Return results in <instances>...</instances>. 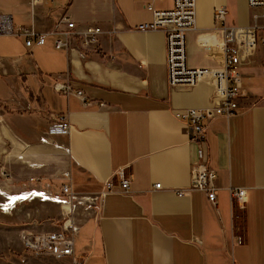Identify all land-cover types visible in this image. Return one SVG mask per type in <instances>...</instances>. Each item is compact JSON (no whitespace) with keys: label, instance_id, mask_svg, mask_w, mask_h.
<instances>
[{"label":"crops","instance_id":"1","mask_svg":"<svg viewBox=\"0 0 264 264\" xmlns=\"http://www.w3.org/2000/svg\"><path fill=\"white\" fill-rule=\"evenodd\" d=\"M11 1L0 0L8 4L0 15L11 16L14 29L22 33L14 37L24 39L31 51L27 66L23 65L24 56L14 59V67L25 79L19 97L14 94L8 101L0 100V140L16 147L32 143V136L43 142L50 140L49 144L38 143L42 146L30 145L36 146L34 153L39 160L53 152L39 164L38 173L60 167L70 174L76 201L74 206L71 200L63 204L66 216L76 204L97 205L94 214L75 224L76 237H84L85 241L75 243L73 256H37L20 241L32 257L24 262L75 264L80 259L84 264H264L262 44L258 42L249 53L241 55L239 108L231 116L212 120L205 142L198 144L192 138L190 124L175 113L197 105L202 86H170L165 32L139 29L140 24L153 19L147 7L150 0H58L44 4L18 0L24 3L22 6L15 0L11 5ZM196 1L197 26L201 29L264 23V9L252 10L248 0ZM171 7L173 0L155 1L157 9ZM222 7L225 20L217 21L216 10ZM65 19L74 21L82 31L88 24H99L106 33L97 44L85 43L80 34L68 29ZM57 31L63 32L67 49L53 46ZM26 32L48 34L46 44L27 46ZM36 53L42 56L39 61L33 58ZM197 54L204 59H195L198 67L221 64L207 56L206 49L191 47L190 66ZM0 69L4 82L7 70ZM37 72L67 73L74 85L85 88L88 104L75 97L70 99V135L47 134L48 120L36 113L37 106L32 102V96L41 88L32 83L30 87L24 85ZM16 117H26L31 131L25 128L23 135L12 124H6ZM199 147L204 149V158L199 156ZM198 163H205L217 173V205L200 191L183 195L176 192L193 186L192 167ZM127 166L125 175L131 182L124 192L115 174ZM75 176L85 188H75ZM11 178L8 172L9 184ZM32 180L41 182L32 178L21 185L26 187ZM109 180L115 185L113 191L107 190ZM158 183L163 187L157 189ZM60 187L53 198L52 189L35 186L18 202H32L42 194L44 198L39 200L52 197L60 203ZM237 189L246 190L244 207L232 200ZM8 203L5 215L12 214L7 211L17 201L12 203L8 198ZM83 221L85 228L80 225Z\"/></svg>","mask_w":264,"mask_h":264},{"label":"built area","instance_id":"2","mask_svg":"<svg viewBox=\"0 0 264 264\" xmlns=\"http://www.w3.org/2000/svg\"><path fill=\"white\" fill-rule=\"evenodd\" d=\"M38 4L46 2L55 3L58 0H33ZM155 1L150 0L147 7L153 13L151 22L139 25L142 31H155L161 28L166 34L168 81L170 86H202L200 102L184 110L177 111L176 116L191 127L192 138L198 144L206 140L208 124L218 116H231L239 108L242 96V74L240 71L241 55L247 54L260 42L264 48V23L255 22L246 27L220 26L201 29L197 26L196 0H173V7L169 9L155 8ZM164 1V0H160ZM252 10L264 9V0H248ZM225 8L216 10V20H225ZM258 19L259 16L255 15ZM67 27L72 30L70 20L65 19ZM99 29L89 25L79 32L85 43H95ZM62 31H57V39L54 47L61 49ZM13 34L21 36L22 33L14 29L11 16L0 15V36ZM68 32H65L66 36ZM48 34L38 35L35 32H26L27 46L34 44L42 46L46 44ZM204 48L206 55L221 62L212 67H192L189 64L190 48ZM42 84H50V89L41 88V92L32 96V102L36 104V113L48 120L47 134L50 137L66 134L71 124L66 114L67 108L64 101V89L74 93L71 86V78L67 73L41 74ZM199 156L204 158V149L198 148ZM127 167H122L116 172L115 177L120 182L121 189L127 192L131 179L126 177ZM217 173L205 163H198L192 167L193 186L176 190L179 195L196 190L204 193L208 200L217 205V188L215 179ZM107 190H114V183L109 180ZM162 188V184L155 185ZM233 202L244 207L243 199L246 196L245 189H237L232 193ZM73 197L72 183H64L57 196V201L66 204ZM76 227L73 216L68 214L63 227L54 231H29L21 236L24 247L37 256H48L55 259H63L73 256L75 252ZM75 264H84L82 260H76Z\"/></svg>","mask_w":264,"mask_h":264},{"label":"rangeland","instance_id":"3","mask_svg":"<svg viewBox=\"0 0 264 264\" xmlns=\"http://www.w3.org/2000/svg\"><path fill=\"white\" fill-rule=\"evenodd\" d=\"M13 3L14 0L11 1V5ZM15 3L18 6H22L24 4H21L18 0H15ZM2 8L7 10L8 4L0 2V10H2ZM24 12L27 15L25 9ZM53 36L55 37L53 42L54 46L57 37L55 35ZM28 51L31 50L26 48L24 39L22 40L11 35H3L0 37V68L5 67L7 70V76L4 78L5 81L2 82L0 79V100L8 101L13 97L14 94L17 97L20 96V89L23 86V79L19 70L14 67V59L24 56L23 65L27 66V59L30 57L28 55ZM38 57L42 58L39 53H36V55L33 56V58L39 61ZM202 57L203 55L201 54L194 55V57L191 58V64L193 65L192 67H198L197 65H194V62L196 60L198 62L204 61ZM209 66L211 67L212 63H210L208 67ZM0 71L3 72V69H0ZM247 83H249V81ZM45 92H47L46 89H44V93ZM10 122L7 121L6 124L10 126L12 124L20 133L25 128H29L31 131V125L26 117L12 118ZM25 136V138L30 140L27 135ZM31 140L32 143L19 145L17 147L13 146L8 141L2 142L0 140V264H29L28 262H24V260L29 259L31 256H28L27 254L30 255L31 253L27 251L20 242L22 234L25 231L60 230L63 227L66 218L67 209H63V204L57 203L55 199H53L55 198L58 188L57 183L54 180H61V177L65 176V179L63 180L68 182L70 174L64 173L63 169L60 167L38 173L41 168L39 164L49 159L53 152L50 151L46 153L43 156V159L39 160V155L34 153L36 146L30 144L42 146L38 143L43 145L49 144L50 140L48 142H43L42 139H33V136ZM8 172L12 175L11 184H9V180H7ZM32 178L35 180L40 179L41 182L37 183L36 181L32 180L30 184L26 185V187L25 185H21L22 181L27 179L31 180ZM70 182L73 183V180ZM82 185L83 183L78 182V177L75 176V188H85L81 187ZM35 186L39 187L41 190L52 189L53 198L51 197V200L48 199L47 201H41L39 199H43L44 197L42 198L43 195L40 194V196L37 195L36 199L32 202H29V200L25 202L17 201V204L11 205L12 209L7 211V213L12 212V214H4L3 210H7V207L10 205L8 203L7 194H15L18 192V190H30ZM71 201L74 206L76 201V193L74 190ZM88 203L89 202L79 205L76 204L74 210L69 211L70 214H73V217L75 218V224L77 223L78 225L82 219L92 215V213L94 214L95 210L97 209V205L94 204L93 207H89ZM83 222L80 224L81 227L84 225L86 226V222ZM74 238L75 243L77 241H85L84 237H80L78 239V236L76 237V235H74Z\"/></svg>","mask_w":264,"mask_h":264},{"label":"bare ground","instance_id":"4","mask_svg":"<svg viewBox=\"0 0 264 264\" xmlns=\"http://www.w3.org/2000/svg\"><path fill=\"white\" fill-rule=\"evenodd\" d=\"M71 24L73 26L72 27V30L74 32H77V33L82 32V30H79L78 29V25L74 21H71ZM89 25H93L94 27H96V28L99 29V31H98V33L96 35L97 36V40L95 42L97 44L99 42L100 36L102 34L106 33V31L99 24H88L87 26H89ZM155 31H162V29L159 28V27H157L155 29ZM9 35L13 36V34H9ZM166 45L168 46L167 39H166ZM67 48H68L67 44L66 43H62L61 49H67ZM41 74H42L41 72L35 73V76L33 77V79L30 81L31 78H29L28 79L29 82L28 83L25 82L24 85L26 87H30V85L32 83V84H34L35 86H37L39 88L50 89V87H51L50 84H42ZM21 77L23 79L24 78V75L22 74ZM71 86H72V88L74 90V93H69V91L67 89H64V91H63V93H64L63 97H64V101H65L66 108H67L66 114H67V116L69 118V121H70V124H71V128H70V130L66 134L57 135L56 137L68 136L71 133V130H72V126L73 125H72V121H71L70 99L72 97H75L77 99H80L84 104H88L89 103V98L87 97V93H86L85 88L74 85L73 82H72V80H71ZM30 194H31V192L29 190H22V191H20V192H18L16 194H7V197L9 198L10 202L14 203V202H16L18 200H21L24 197H28Z\"/></svg>","mask_w":264,"mask_h":264},{"label":"trees","instance_id":"5","mask_svg":"<svg viewBox=\"0 0 264 264\" xmlns=\"http://www.w3.org/2000/svg\"><path fill=\"white\" fill-rule=\"evenodd\" d=\"M63 181V182H62ZM56 183H57V186H61L62 187V185L64 184V183H67V182H65L64 180H56ZM62 184V185H61ZM61 187H60V189H61Z\"/></svg>","mask_w":264,"mask_h":264}]
</instances>
